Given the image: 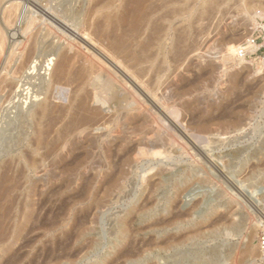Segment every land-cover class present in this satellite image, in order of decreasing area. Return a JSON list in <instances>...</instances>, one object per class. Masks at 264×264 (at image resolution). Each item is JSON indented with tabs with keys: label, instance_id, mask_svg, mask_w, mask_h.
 Listing matches in <instances>:
<instances>
[{
	"label": "rangeland",
	"instance_id": "obj_1",
	"mask_svg": "<svg viewBox=\"0 0 264 264\" xmlns=\"http://www.w3.org/2000/svg\"><path fill=\"white\" fill-rule=\"evenodd\" d=\"M99 1H101L99 4L101 7L104 0ZM99 1L44 0L50 7H56L58 12H63L62 15L68 17L78 28L76 34H71L45 15H42L43 17L37 21L32 20L29 29L33 32L34 27L39 25L38 29L41 32L38 29L35 31L37 37L39 35L40 38L38 37V39L41 43L38 41L40 47L37 60L34 63H29L26 71L34 74L33 77H35L41 67L44 66L47 51L54 46L56 47L63 40L65 45L63 44L62 48H66L62 51L71 49L72 54L75 55L76 63L74 62L75 67H73L72 72L75 75L74 68H78L77 64L79 66V62L92 56L89 46L92 45L96 49H101L116 63L121 64L128 76L131 73L130 76L133 75L132 78L137 80L136 83L140 89L124 77V80L126 79L124 84L127 82V86L133 85L129 89L131 94L120 92L117 101V99H111L112 92H100V94L97 92L101 98L111 94L109 97L107 95L103 98L106 99L105 103L94 102L95 107L101 106L103 108V114L106 112L104 114L106 121L102 123L103 125L101 124V129L91 131L89 137L83 134L80 137L85 138L84 141L82 140L83 143H79L80 148L77 145L72 153L66 152V150H53L56 152L55 154L54 152L52 154V151L48 152L47 148L50 150V147L53 146L58 137L57 130L59 132L65 123L64 121L68 118L69 114L65 110L70 105L71 96L76 94L73 91H75L79 79L76 78V82L73 81L72 85L59 84L49 94L44 92L39 94L40 100L45 97L48 98L49 103L53 102L44 119L45 124H43L44 130H47L44 132L43 141L45 143L43 142L42 148H39L41 153L46 154L43 168L45 167L48 173L53 171L62 180L67 176L68 171L63 173L64 168L63 170L61 168L68 160L71 162L70 165H73L71 167H74L78 172L74 173L76 183L72 184L71 195L69 196L66 194L68 189L62 188L61 185L56 187L53 194L50 192L47 195L48 187L39 186L42 183L41 179L48 180V177L44 175L47 174V171L42 169L38 174L31 172L33 181H36L40 187L38 189L40 191L45 190L47 195V198L38 195L32 197L38 214L45 218V222L43 221L42 227L40 224L32 223L30 229L32 231L21 237L13 234L7 236L5 230L9 218L17 211L19 214L23 207V196H20L23 195V192L21 194L19 191L20 195L17 193L19 197L15 196L16 199L13 197V201H8L4 197L6 192L3 191L2 185H5L8 179L11 180L14 176H10L15 170L13 169L15 165L11 163V160L13 158L18 159L20 155H24L23 152L25 154L28 152L26 145L33 137L34 127L26 129V133L21 137L22 129L28 126V121H23L22 116L25 117L27 114L24 110L19 112L12 107L11 99L3 103L0 107V210L3 207L5 209L2 212L3 215L0 214V233H2L0 235L3 237L0 236V264H10L8 263L11 262L10 257L15 254L20 255V262L18 261V263L21 264H264V68L260 64L251 66L249 63L251 60L246 58L247 61L234 64L233 60L226 58L228 55H225L228 54L226 47H228L227 44L231 38L243 45L251 33L264 27V0H239L242 4L238 0H231L237 4H233L229 0H222L223 3L218 0V3H214L217 6L221 3L218 8L213 4V0H180V2L178 0L175 2L174 0L173 2L172 0H160L161 2L154 0V3H159H155V6L153 0H149L150 2H147L149 15H146L143 22L144 30L142 29L139 39H143V42L150 41L156 30L161 31V37H165L162 38L161 46L154 45L151 47V54H153L154 59L150 62L154 61V65L149 63V60L139 65L133 60L134 57L131 58L132 56L129 55V58L126 53H118L117 47L119 46L116 43L118 39H125L130 42V37L122 31L118 35L119 29L116 28V31L111 29V32L103 25L102 22L104 21L100 18H102L101 13L106 11L105 8L99 13L96 11V15L90 11L91 7H96ZM116 1L118 2H115L114 7L122 5L121 9H132L133 3L131 2L124 6L121 0ZM245 2L248 4L246 5ZM185 3L187 4L185 5ZM189 4L191 5L190 8ZM225 4L227 8H225ZM249 4L250 6H248ZM156 5L159 6L160 10ZM241 5V9L238 8ZM62 6L67 8L63 9ZM179 6L182 8L180 9ZM194 6H198L199 13ZM213 6L215 7L213 8ZM172 7L176 8V11ZM151 9H155V11ZM163 9L164 11H161ZM205 9L209 14L204 11ZM215 9L216 13L213 12ZM169 10H173V12L170 11L171 15ZM241 10L245 12H241ZM177 12L181 14L179 15ZM175 14H178V17L175 18ZM202 14L204 17H201ZM165 16L167 21H165ZM158 19L160 21H158L159 25L157 26ZM145 22H147L146 25ZM79 24L82 25L79 26ZM254 24L257 25L254 26ZM57 27L59 28L57 29ZM67 34L70 36L67 37ZM180 36L185 37L186 40ZM77 37L79 38L77 39ZM145 38L147 39L144 40ZM115 39L116 41H114ZM49 45L51 46L49 47ZM92 58L102 59L101 56H93ZM102 63L103 67L104 64L108 66L104 67V72L108 73L115 70L109 67L111 66L109 63ZM56 66H53L52 71L50 70L51 76L55 74L53 71L56 72ZM157 68L159 69L157 70ZM26 71L23 74H26ZM133 72L134 74H132ZM113 73L116 81H124L121 80L123 76L120 77L122 74L119 71L118 73L121 74L119 76H117V71ZM113 73L111 74L113 75ZM144 73L148 75H144ZM50 74L46 79H49ZM106 74L102 76H108ZM117 77L120 79L118 80ZM138 80H141V83ZM31 82L33 89L39 90L42 86L36 79ZM124 84L121 83L122 86ZM128 103L132 105L129 106ZM53 104L59 107H54ZM62 104L67 106L64 107ZM133 105L135 108L132 107ZM60 107L61 110L55 111ZM119 107L120 109H118ZM50 110L52 111L50 112ZM62 111H65L66 116L63 115L64 112ZM58 112L62 114L60 115ZM110 114L113 115L110 116ZM203 124L205 128L202 126ZM48 126L50 127L48 128ZM91 136L94 137L95 141L90 138ZM127 136L128 139H126ZM160 136L162 137L160 138ZM52 139L53 141H51ZM96 141L97 143H95ZM118 143L120 146H117ZM151 147L153 148L151 149ZM87 148L88 153L90 154L91 151L92 153L90 156L88 155V159L80 160L83 153H80L79 149L84 152ZM110 149L111 151H109ZM158 150L161 152L160 155L152 154V151ZM56 154L61 157H57ZM72 154L74 155L72 156ZM76 157L77 159L80 157L79 160ZM84 161L87 165L85 163L83 165L82 162ZM69 162L66 161V164ZM119 166L123 168H119ZM80 168L81 170H79ZM117 172L120 178L118 175L116 176ZM112 174L118 180L121 179L119 188L112 189V185L108 183L110 182L108 178L110 179ZM18 177L21 176L17 175L16 179ZM19 180L21 178H18ZM87 181L88 193L82 191ZM2 198L5 199L2 200ZM7 201L10 203L7 204ZM3 216H5L4 219ZM52 217L55 219L52 220ZM52 226L55 227L50 230ZM174 239L176 243L172 241ZM168 240L171 241L170 244L167 242ZM247 243L254 252L253 256H249L251 260L243 258L244 262L241 257H236L232 250L236 246L244 247L248 245ZM8 247L10 248L7 249Z\"/></svg>",
	"mask_w": 264,
	"mask_h": 264
},
{
	"label": "bare ground",
	"instance_id": "obj_2",
	"mask_svg": "<svg viewBox=\"0 0 264 264\" xmlns=\"http://www.w3.org/2000/svg\"><path fill=\"white\" fill-rule=\"evenodd\" d=\"M97 1V0H96ZM99 1V0H98ZM149 0H121V2L123 3V5L125 6L126 4H128L129 2L133 3V6L131 10L127 9V8H123L121 9V6L117 7L120 8L118 9L117 7H114L115 5V2H118L116 0H104L103 4H101V7H99L101 1H99L96 5V7H91L92 9L90 10L91 12H96L98 11H101L103 8H105L106 11H103L102 14V19L104 22L103 25L106 26L107 29H109V31L111 29H119V34L120 35V31H122L124 34H127L129 37H130V42H127L128 40H125V39H118V41L116 42L117 43V47L119 52H123V53H126L128 54V57L130 58V56H132L131 58H135L133 60L136 61V63H145V61H148L149 63H151L150 61L154 59L153 57V54H151V47L154 46V45H159L161 46V43H162V38H165L164 36L161 37V31L158 32V30L155 31V34L154 36L152 37H147V38H151L150 41L146 42V41H142L143 39H139L141 34H142V29L144 28L143 26V22L146 18V15L148 14L147 13V2ZM160 1V0H158ZM163 1V0H162ZM171 1V0H170ZM180 2V0H178ZM182 1V0H181ZM185 1V0H183ZM192 1V0H191ZM194 1V0H193ZM219 1H222V0H219ZM227 1V0H226ZM231 1V0H229ZM235 1V0H234ZM239 1V0H238ZM241 1V0H240ZM239 1V2H240ZM247 1V0H246ZM249 1V0H248ZM46 2V1H45ZM44 0H0V107H2L3 103L6 102V100H9L11 99V103H12V107L16 108V110H19V112L22 110H24V112L27 114L25 117L22 116L23 121H28L27 122V127L22 129L21 133H20V136L23 137L24 133H26V129H28L29 127H34L33 128V137L32 139H30V142L29 144H27V153L25 154L23 151V154L24 155H20L17 158H13L11 161V163H13L15 165V168L13 167V169H15L13 171V174H10L11 175H14L13 178L8 179V182L5 184V185H2L4 187V190L6 192L5 194V198L6 200L8 201H11L13 199V197L15 196H18L17 193H21L23 192V195H19L20 196H23L22 198V201H23V207L21 208L19 214H18V211L17 213H14L13 216H9V220H8V225H7V228L5 230L6 232V235H10V234H13V235H17V237H21L23 236L24 234H27L29 233L32 227V223H37V224H40V226L42 227V223L43 221L45 222V218H43V216L41 214H38V210L36 209V204L34 203L32 197L34 195H38V196H42L44 198H47V195L52 192V194L56 191V187L58 185H61L62 188H67L68 191H67V195H71L70 192H71V187H72V184L76 183L75 180H76V173L78 172L74 167H71L73 165H70L71 162H69L68 160H66L67 162H69L68 164H66V161H65V164L62 165V170L64 168V172L68 171V174L66 173L67 176H65L64 178L59 179L57 175H55V173L53 171H51L50 173H48V171L45 169V167L43 168V166L45 165V159H46V154L45 153H41L39 148L41 149V144H43V140H44V132H46L44 130V125L45 124V117L47 116L48 112H49V107L50 105L53 103H49L48 101V98H43V99H39V94H41L42 92L46 93V94H49V92H52L53 88L55 87H58V85L60 84H63V83H66V85L68 84H71L73 83V81L76 82V78L79 79L77 81V84L75 86V91L73 92H76L75 96H71L72 99H71V102H70V105L69 107H67V109L65 110L68 115V118L66 121H64L62 127L60 128L59 132L57 130V133H58V137H57V140L56 138L53 137L55 141L52 142L54 143L53 146L50 147V150L47 148L48 152H51L52 151V154H53V150H60V151H64L66 150V152H69V153H72L74 151V149H76L77 145L79 143H83V139L85 138H80L81 136H83V134H85V136L90 135L91 131H96V129H101V124L106 120H104L106 118V116L104 115L106 112H104L103 114V108L100 106H94L95 105V101H97L98 103L101 102V103H105L106 99H103L100 97V95H98L97 92H112L111 94L109 93V95L112 96V100L113 99H117V101L119 100V93L122 92V93H129L131 94L132 92L129 91L130 87L131 86H135L137 87L138 89H140V87L138 86V83L137 80H134V78H132L131 73L127 74V71L121 67V64H118L116 63L115 60H112L108 55H106V53H103L101 51V49L99 48H95L94 46L92 45H88L91 47L90 50H91V54L92 56L90 58L86 57L85 59H83L82 62H79V66L77 64V69L74 68L75 70V73H72L73 72V67H75L74 65V62L76 63V59L74 60L75 58V55L72 54L71 52V49L69 50H66V51H62V49L66 48V47H63V44H64V41L60 40L61 42L58 43V45L53 48H51L50 50L47 51V56H46V59L44 60V66L41 67L39 73L37 75L34 76V74H32L31 72H28L26 71V67L29 63H34L36 60H37V56H38V51H39V47H40V39H38L37 37V32L39 29H38V26L39 25H36L34 27V30L33 32H31V30L29 29L31 27V22L32 20H36L37 19H40L42 18L43 16L42 15H45L47 16L48 18H50L51 20L55 21L57 24L61 25L65 30H67L69 33L71 34H76V30H77V25L75 23H72L70 21V19L64 15H62V13L58 12V9L56 7H50L47 3H45ZM150 2V1H149ZM154 3V0L152 1ZM151 2V3H152ZM161 2V1H160ZM169 2V1H168ZM173 2V0H172ZM175 2V0H174ZM188 2V1H187ZM218 3V0H213V4L214 3ZM224 1H222L223 3ZM232 2V1H231ZM244 2V1H243ZM251 2V1H250ZM70 3V2H69ZM96 3V2H95ZM130 3V4H131ZM157 3V2H155ZM155 3H154V6H155ZM167 3V2H166ZM191 3V2H190ZM193 3V2H192ZM191 3V4H192ZM208 3V2H207ZM215 3V4H216ZM220 3V2H219ZM233 3V2H232ZM241 3V2H240ZM246 3V2H245ZM61 4V3H60ZM67 4V3H66ZM150 4V3H149ZM159 4V3H157ZM169 4V3H168ZM178 4V3H177ZM182 4V3H181ZM187 3H185L186 5ZM214 4V5H215ZM231 4V3H230ZM229 4V5H230ZM233 4H237L236 2L233 3ZM242 4V3H241ZM248 4V2L246 3V5ZM161 5V4H160ZM165 5V4H163ZM162 5V6H163ZM173 5V4H172ZM171 5V6H172ZM183 5V4H182ZM181 5V6H182ZM184 5V6H185ZM190 5V4H189ZM194 5V4H193ZM203 5V3H202ZM208 5V4H207ZM221 5V3L219 4ZM218 5V6H219ZM54 6V5H53ZM114 8H113V7ZM157 6V5H156ZM167 6V4H166ZM170 7V5H168ZM177 6V5H176ZM175 6V7H176ZM179 6V8L181 9L182 7ZM217 6V5H215ZM213 6V8L215 7ZM217 6V8H218ZM228 6V5H227ZM250 6V4L248 5ZM252 6V5H251ZM58 7V5H57ZM63 7V6H62ZM128 7V6H127ZM150 7V6H149ZM148 7V8H149ZM153 7V6H152ZM151 7V8H152ZM159 6H157L158 8ZM161 7V6H160ZM165 7V6H164ZM178 7V6H177ZM186 7V6H185ZM191 7V5L189 6V8ZM193 7V6H192ZM197 10L198 6H194ZM200 7V6H199ZM202 7V6H201ZM230 7V6H229ZM228 7V8H229ZM237 7V6H236ZM242 5L238 8L241 9ZM59 8V7H58ZM65 7H63L64 9ZM67 8V7H66ZM65 8V9H66ZM70 8V6H69ZM73 8V7H72ZM90 8V7H88ZM107 8V9H106ZM113 8V9H111ZM130 8V7H129ZM155 8V7H154ZM156 8V9H157ZM167 8V7H166ZM173 8V7H172ZM209 8V7H208ZM220 8V7H219ZM223 8V6H222ZM225 8L226 7V4H225ZM159 9V8H158ZM162 9V8H161ZM168 9V8H167ZM171 9V7H170ZM174 9V8H173ZM176 9V8H175ZM174 9V10H175ZM210 9V8H209ZM212 9V8H211ZM231 9V8H230ZM239 9V10H240ZM151 10H154L155 9H151ZM160 10V9H159ZM193 10V9H192ZM191 10V11H192ZM201 10V8H200ZM218 10V9H217ZM238 10V12H239ZM244 10V9H243ZM241 10V12H245ZM251 10V8H250ZM262 10V9H261ZM264 10V9H263ZM61 11V10H59ZM65 11V10H64ZM68 11V10H67ZM161 11H164L161 10ZM171 10H169L170 12ZM176 11V10H175ZM185 11V10H183ZM189 12V10H187ZM199 11V9L197 10V12ZM206 12V9L204 10ZM208 11V10H207ZM212 12V10H210ZM209 11V12H210ZM216 9L213 11L214 13ZM222 11V10H221ZM224 11V10H223ZM235 11V10H234ZM41 13L40 15L38 13ZM90 12V13H91ZM168 12V11H167ZM173 12V10L171 11ZM170 12V15L172 14ZM181 12V11H180ZM220 12V11H219ZM247 12V11H246ZM65 13V12H64ZM71 13V12H70ZM97 13V12H96ZM95 13V15H96ZM176 13V12H175ZM178 13V12H177ZM196 13V12H195ZM199 13V12H198ZM201 13V12H200ZM207 13V12H206ZM206 13L205 16H206ZM212 13V14H214ZM229 13V11H228ZM232 13V12H231ZM73 14V13H72ZM87 14V13H86ZM158 14V13H157ZM165 14V13H164ZM169 14V13H168ZM174 14V13H173ZM179 15L181 13H178ZM178 14H175V18L178 17L177 15ZM209 14V13H207ZM222 14V13H221ZM233 14V13H232ZM237 14V13H236ZM252 14V13H251ZM250 14V15H251ZM253 14H255V12H253ZM252 14V16H253ZM69 15V14H68ZM98 15V14H97ZM149 15V14H148ZM151 15V14H150ZM167 15V14H166ZM185 15V14H184ZM184 15H182V17H184ZM203 15V14H202ZM211 15V14H210ZM223 15V14H222ZM235 15V14H234ZM164 16V15H163ZM174 16V15H173ZM172 16V17H173ZM189 16V15H188ZM195 16V15H194ZM196 16H198L196 14ZM195 16V18H196ZM225 16V15H224ZM223 16V17H224ZM87 17V15H86ZM85 17V18H86ZM95 17V16H94ZM101 17V16H99ZM148 17V16H147ZM153 17V16H152ZM187 17V16H185ZM201 17H204L201 16ZM228 17V16H227ZM97 18V17H95ZM158 18V17H157ZM166 18V16H165ZM189 18V17H187ZM194 18V17H193ZM206 18V17H205ZM229 18V17H228ZM231 18V17H230ZM78 19V18H76ZM170 19V18H169ZM181 19V18H180ZM184 19V18H183ZM255 19V18H254ZM46 20V19H45ZM44 20V22H45ZM150 20V19H149ZM187 20V19H186ZM39 21V20H38ZM52 21V22H53ZM76 21V20H75ZM158 21H160L159 19L157 20V26L159 25ZM164 21V20H163ZM167 21V18L166 20ZM172 21V20H171ZM196 21V20H195ZM35 22V21H34ZM47 22V21H46ZM51 22V21H49ZM77 22V21H76ZM179 22V21H178ZM191 22V21H190ZM256 22V21H255ZM147 22H145V25H146ZM151 23V22H150ZM37 24V23H36ZM40 24V23H39ZM85 24V23H84ZM91 24V23H90ZM95 24V23H94ZM173 24V23H172ZM176 24V23H175ZM174 24V25H175ZM184 24V23H183ZM258 24V23H257ZM257 24H254L257 25ZM82 25V24H79V26ZM149 25V24H148ZM147 25V26H148ZM169 25V24H168ZM167 25V26H168ZM180 25V24H179ZM178 25V26H179ZM192 25V24H191ZM259 25V24H258ZM161 26V25H160ZM166 26V25H165ZM170 26V25H169ZM182 28H183V25H181ZM82 27V26H81ZM146 27V26H145ZM151 27V26H150ZM155 27V26H154ZM162 27V26H161ZM186 27V25H185ZM192 27V26H191ZM51 28V27H50ZM59 27H57L58 29ZM92 28V27H90ZM94 28V26H93ZM99 28V27H98ZM101 28V27H100ZM104 28V26H103ZM153 28V27H152ZM157 28V27H156ZM170 28V27H169ZM168 28V30H169ZM29 29V32H27ZM32 29H33V26H32ZM36 29V31H35ZM38 29V30H37ZM43 29V28H42ZM81 29V28H80ZM175 29V27H174ZM177 29V28H176ZM189 29V28H188ZM252 30L254 29L253 27L251 28ZM82 30V29H81ZM103 30H106V29H103ZM144 30V29H143ZM152 30V29H151ZM150 30V31H151ZM162 30H164L162 28ZM186 30V29H185ZM40 31V30H39ZM51 31V30H50ZM61 31V30H60ZM84 31V29H83ZM83 31H81L83 33ZM116 31V30H115ZM149 31V30H148ZM183 31V30H182ZM41 32V31H40ZM49 32V30H48ZM103 32V31H102ZM106 32V31H105ZM108 32V31H107ZM112 32V30H111ZM180 32H181V29H180ZM60 33V32H59ZM114 33V32H113ZM160 33V34H159ZM175 33V32H174ZM182 33V36H183V32ZM186 33V32H184ZM45 34V33H44ZM81 34V33H80ZM110 34V33H109ZM112 34V33H111ZM165 36H166V33H164ZM188 34V33H186ZM253 33H251L252 35ZM46 35V34H45ZM44 35V37H45ZM49 35V34H47ZM117 35V33H116ZM146 35V34H145ZM148 35V34H147ZM250 35V34H249ZM250 35V37H251ZM42 36V35H40ZM70 34H67V37H69ZM81 36V35H80ZM79 36V37H80ZM114 36V34H113ZM144 36V35H143ZM149 36V35H148ZM186 36V35H185ZM188 36V35H187ZM48 37V36H47ZM62 37V36H61ZM73 37V36H72ZM77 37V39L79 38ZM124 37V36H123ZM181 37V36H180ZM179 37V38H180ZM249 37V38H250ZM40 38V37H39ZM43 38V37H41ZM54 38V37H53ZM147 38H145L144 40H146ZM170 38V37H169ZM174 38V36H173ZM172 38V39H173ZM182 38V37H181ZM185 38V37H184ZM182 38V39H184ZM50 39V38H49ZM52 39V38H51ZM64 39V38H63ZM70 39V38H69ZM75 39V38H74ZM82 39V37H81ZM178 39V36L177 38H175V40ZM106 40V39H104ZM110 40V39H109ZM168 40V39H167ZM180 40V39H179ZM186 40V38L184 39ZM228 40V39H227ZM40 43H39V42ZM108 41V40H107ZM116 41V39L114 40ZM177 41V40H176ZM47 42H48V39H47ZM54 42V41H52ZM66 42V41H65ZM79 42V41H78ZM106 42V41H105ZM104 42V43H105ZM183 42V40H182ZM228 42V41H227ZM56 43V42H55ZM165 43V42H164ZM171 43V42H170ZM169 43V44H170ZM179 43V42H178ZM181 43V42H180ZM50 44V43H49ZM52 44V43H51ZM183 44V43H182ZM181 44V45H182ZM46 45V44H45ZM53 45V44H52ZM65 45V44H64ZM68 45V44H67ZM116 45V44H115ZM187 45V44H186ZM228 47L227 48V53L228 54H225V55H228V57L226 58H229V59H232L233 60V63L236 64V63H243L245 61H247L245 59L244 56L240 55V49L242 48V44L238 43L237 40L231 38L229 40V44H227ZM51 45H49L50 47ZM106 46V45H105ZM109 46V45H108ZM155 46V47H156ZM163 46V45H162ZM166 46V45H165ZM164 46V47H165ZM174 46V44H173ZM183 46V45H182ZM48 47V45H47ZM110 47V46H109ZM252 47V45H249L247 48L250 49ZM68 48V47H67ZM108 48V47H106ZM172 48V47H171ZM183 48V47H182ZM181 48V49H182ZM47 49V48H46ZM73 49V47H72ZM89 49V48H88ZM155 49V48H154ZM185 49V48H183ZM106 50V49H105ZM108 50V49H107ZM116 50V49H115ZM117 50V51H118ZM161 50V49H160ZM80 52V51H79ZM114 53V52H113ZM117 53V54H118ZM154 53V51H153ZM165 53V52H164ZM182 53V52H181ZM80 54V53H79ZM90 54V53H89ZM130 55V56H129ZM151 55V56H150ZM156 55H157V51H156ZM166 55V54H165ZM93 56H101L103 60L102 62H107V64L109 63L111 66L109 67H112L114 68L115 71H118L120 73H116L117 76H119V74L121 75L120 77L123 76V79L121 80H124V77L126 79H128L133 85L131 86H127V82L126 84L125 83V80L122 81L123 84L125 85H121L122 82H119V81H116L113 77L114 76V73L111 71V72H104L105 71V68L108 67L107 65L105 66L104 64V67H103V63L102 62H99L101 60H98V58H92ZM127 56V55H126ZM163 56V55H162ZM77 57V56H76ZM81 57V56H80ZM116 57H118L116 55ZM156 57V56H155ZM164 57V56H163ZM162 57V59H163ZM78 58V57H77ZM83 58V57H82ZM152 58V59H151ZM98 61H97V60ZM158 59V58H157ZM161 59V60H162ZM78 60V59H77ZM117 60H119L117 58ZM132 60V59H131ZM160 60V61H161ZM228 60V59H226ZM231 60V61H232ZM57 61V63H56ZM80 61V60H79ZM127 61V60H126ZM133 61V62H135ZM128 62V61H127ZM147 62V64H148ZM154 62V61H153ZM153 62L151 64H153ZM78 63V62H77ZM101 63V64H100ZM122 63V62H120ZM163 63V62H162ZM161 63V64H162ZM248 63V62H247ZM246 63V64H247ZM250 65H254L255 66V63L251 60V62H249ZM57 64V66H56ZM157 64V63H156ZM155 64V66H156ZM125 65H128L127 63H125ZM142 65V64H141ZM146 65V64H145ZM150 65V64H148ZM154 65V64H153ZM245 65V64H244ZM248 65V64H247ZM53 66H56V72L53 71V73H55L53 76H51L50 72L52 71L51 69L54 68ZM133 66V65H132ZM152 66V65H151ZM137 67V65H136ZM157 67V66H156ZM159 67V66H158ZM250 67V66H249ZM132 68V67H131ZM130 68V69H131ZM139 68V67H138ZM143 68V67H142ZM145 68V67H144ZM161 68V67H159ZM157 68V70L159 69ZM165 68V67H163ZM167 68V67H166ZM252 68V67H251ZM264 68V66H263ZM110 69V68H109ZM129 69V68H128ZM127 69V70H128ZM140 69V68H139ZM138 69V71H140ZM51 70V71H50ZM54 70V69H53ZM107 70V69H106ZM112 70V69H111ZM132 70V69H131ZM130 70V71H131ZM135 70V69H134ZM162 70V68L160 69ZM262 70V69H261ZM26 71V74H23V72ZM110 71V70H109ZM164 71V70H163ZM129 72V70H128ZM142 72V71H140ZM151 72V70H150ZM149 72V73H150ZM108 74V76H102L104 74ZM113 73V75L111 74ZM155 73V72H154ZM162 73V71H161ZM50 74V77L49 79H46L48 78L47 76ZM106 74V75H107ZM134 74V72L132 73ZM138 74V73H137ZM141 74V73H140ZM147 74V73H144V75ZM152 74V73H151ZM160 74V73H159ZM72 75H75V76H72ZM115 75V76H116ZM143 75V76H144ZM148 75V74H147ZM156 75V74H155ZM135 77H137L136 75H134ZM142 76V75H141ZM151 76V75H150ZM75 77V78H74ZM145 77V76H144ZM118 80L120 79L119 77H117ZM151 78V77H150ZM149 78V79H150ZM156 78V76H155ZM36 79L42 86L40 87L39 90L37 89H33V87H31L32 85V80ZM75 79V80H74ZM139 79V78H138ZM159 79V78H158ZM156 79V80H158ZM155 80V81H156ZM163 80V79H161ZM139 81V80H138ZM141 81V80H140ZM139 81V82H140ZM153 81V79H152ZM141 83V82H140ZM145 83V82H143ZM74 84V85H75ZM64 85V84H63ZM72 85V84H71ZM146 85V84H145ZM153 85V83H152ZM143 86V85H142ZM149 86V85H148ZM145 87V86H144ZM156 87V86H155ZM9 88V89H8ZM72 88V87H71ZM133 88V87H132ZM143 88V87H141ZM147 88V87H145ZM157 88V87H156ZM134 89V88H133ZM155 89V88H154ZM145 90V89H144ZM71 91V92H72ZM136 91V90H134ZM148 91H149V87H148ZM125 93V94H126ZM138 93V92H137ZM154 93V92H153ZM103 95V93H101ZM121 94V93H120ZM135 94V93H134ZM108 95V97H109ZM123 95V94H122ZM104 96V95H103ZM126 96V95H125ZM130 96V95H129ZM142 96V95H141ZM140 96V97H141ZM147 96V95H146ZM128 97V96H127ZM149 97V95H148ZM131 98V96L129 97ZM133 98V97H132ZM126 99V98H125ZM134 99V98H133ZM142 99V98H141ZM145 99V98H144ZM129 100V99H128ZM155 100V99H154ZM51 101V100H50ZM105 101V102H104ZM125 101V100H124ZM142 101V100H141ZM146 101V100H145ZM153 101V100H152ZM69 102V101H68ZM95 102V103H94ZM122 102V101H121ZM129 102V101H127ZM133 102V101H131ZM94 103V104H93ZM126 103V102H125ZM134 103V102H133ZM138 103V102H137ZM147 103V102H146ZM118 104V103H117ZM116 104V105H117ZM129 104V103H128ZM131 104V103H130ZM129 104V106H131ZM136 104V103H135ZM134 104V105H135ZM148 104V103H147ZM54 105V104H53ZM52 105V106H53ZM64 105V104H62ZM103 105V104H102ZM111 105V104H110ZM115 105V106H116ZM132 106L135 108V106ZM67 106L66 104L64 105V107ZM120 106V105H119ZM127 106V104L125 105V107ZM128 106V107H129ZM54 107H59V106H55ZM62 107V106H61ZM61 107L60 109H56L55 111L57 110H61ZM124 107V106H123ZM151 107V106H149ZM157 107V106H156ZM112 108V107H111ZM144 108V107H143ZM65 109V108H64ZM116 109V108H114ZM120 109V107L118 108ZM122 109V108H121ZM146 109V108H144ZM63 110V109H62ZM156 110V109H155ZM52 110H50L51 112ZM65 111H62L64 112L63 115L66 116L65 114ZM106 111V110H105ZM115 111V110H114ZM119 111V110H118ZM143 111V110H142ZM146 111V110H145ZM152 111V110H151ZM122 112V111H121ZM126 112V111H125ZM147 112V111H146ZM153 112V111H152ZM123 113V112H122ZM121 113V114H122ZM130 113V112H129ZM136 113V112H135ZM139 113V112H137ZM172 113V112H171ZM53 114V113H52ZM58 114H62V113H59ZM131 114V113H130ZM56 115V113H55ZM62 115V116H63ZM107 115V114H106ZM113 115V114H110V116ZM135 115V114H134ZM155 115V114H154ZM161 115V114H160ZM105 116V117H104ZM109 116V117H110ZM128 116V115H127ZM49 117V116H48ZM114 117V116H113ZM122 117V116H121ZM124 117V116H123ZM156 117V116H155ZM127 118V117H126ZM144 118V117H143ZM153 118V117H152ZM157 118V117H156ZM64 119V118H63ZM111 119V118H110ZM145 119V118H144ZM160 119V118H159ZM158 119V121H159ZM59 120V119H58ZM62 120V119H61ZM109 120V119H108ZM125 120V119H124ZM133 120V119H132ZM152 120V119H151ZM154 120V119H153ZM165 120V119H164ZM22 121V120H21ZM19 121V122H21ZM49 121V120H48ZM121 121V120H120ZM127 121H128V118H127ZM157 121V123H159ZM44 122V123H43ZM129 122V121H128ZM203 122V121H202ZM143 123V122H142ZM155 123V122H154ZM200 123V122H199ZM122 124V123H121ZM120 124V125H121ZM137 124H140V123H137ZM145 124V123H144ZM48 125V124H47ZM56 125V124H55ZM103 125V124H102ZM111 125V124H110ZM157 125V124H156ZM52 126V125H51ZM117 126V125H116ZM119 126V125H118ZM124 126V125H123ZM136 126V125H135ZM146 126V125H145ZM204 127V124L202 125ZM200 126V127H202ZM46 127V126H45ZM50 126H48L49 128ZM53 127V126H52ZM103 127V126H102ZM104 127H107L104 125ZM143 127V126H142ZM142 127H140L142 129ZM160 127V126H159ZM158 127V128H159ZM59 128V127H58ZM116 128V127H115ZM120 128V127H119ZM135 128V127H133ZM137 128V127H136ZM157 128V127H156ZM205 128V127H204ZM46 129V128H45ZM124 129V127H123ZM161 129V128H159ZM168 129V128H167ZM49 130V129H48ZM134 130V129H133ZM136 130V129H135ZM166 130V129H165ZM53 131V130H51ZM54 132V131H53ZM56 132V131H55ZM134 132V131H133ZM138 132V130H137ZM49 133V132H48ZM56 133V134H57ZM136 133V132H135ZM160 133V132H159ZM162 133V132H161ZM51 134V133H50ZM30 135V136H32ZM163 135V134H162ZM84 136V137H85ZM93 136V135H92ZM92 136L90 138H92ZM95 136V135H94ZM196 136V135H195ZM47 133H46V138H47ZM50 137V136H49ZM52 137V135H51ZM159 137V136H158ZM162 136H160L161 138ZM199 137V136H198ZM197 137V138H198ZM99 138V137H98ZM156 138V137H155ZM194 138V137H192ZM48 139V138H47ZM50 139V138H49ZM53 139L51 141H53ZM89 138H87L88 140ZM126 139H128V136L126 137ZM159 139V138H158ZM83 140V141H82ZM91 140V139H90ZM92 140H94V137L92 138ZM97 140V139H96ZM46 141V139H45ZM50 141V140H48ZM86 141V140H85ZM95 141V140H94ZM126 141V140H125ZM142 141V140H141ZM155 141V140H154ZM160 141V140H158ZM88 142H90L88 140ZM151 142V141H150ZM45 143V142H44ZM85 143V142H84ZM92 143V141H91ZM97 143V141L95 142ZM114 143V142H113ZM117 143V142H116ZM156 143V142H155ZM163 143V142H161ZM160 143V144H161ZM183 143V142H182ZM193 143V142H192ZM87 144V143H86ZM152 144V143H150ZM194 144V143H193ZM197 144V143H196ZM199 144V143H198ZM47 144V146H49ZM88 145V144H87ZM114 145V144H113ZM117 145V144H116ZM185 145V143H184ZM200 145V144H199ZM44 146V145H42ZM80 145H78L79 147ZM95 146V145H94ZM98 146V145H97ZM115 146V145H114ZM117 146H120L119 143ZM196 146V145H194ZM202 146V145H201ZM205 146V145H204ZM76 147V148H75ZM88 147V146H87ZM91 147V146H90ZM112 147V146H111ZM110 147V148H111ZM155 147V146H154ZM203 147V146H202ZM201 147V148H202ZM44 148V149H46ZM80 148V147H79ZM82 148V147H81ZM89 148V147H88ZM88 148L84 150V152H82V150L79 149V152L80 153H83V157L80 158L81 159H88V157L90 156V154L92 153V151L90 152V154L88 153ZM153 147H151L152 149ZM90 149V148H89ZM96 149V148H95ZM109 149V148H108ZM117 149V148H116ZM142 150V148H140ZM144 149V148H143ZM158 149V148H157ZM196 149V148H195ZM205 149V148H204ZM94 150V149H93ZM115 150V149H114ZM140 150V151H141ZM155 150V149H154ZM111 151V149L109 150ZM107 151V152H109ZM143 151V150H142ZM145 151V150H144ZM151 151V150H149ZM198 151V150H197ZM76 152V151H75ZM117 152V151H116ZM202 152V151H201ZM56 152H54L55 154ZM61 153V152H59ZM65 153V152H63ZM78 153V152H77ZM112 153V152H111ZM111 153H109L110 155H112ZM146 153V152H144ZM150 153V152H149ZM160 151H152V154L153 155H157L159 154L160 155ZM22 154V153H20ZM50 154V153H49ZM58 154V153H57ZM56 154V155H57ZM62 154V153H61ZM95 154V153H94ZM116 154V153H115ZM148 154V153H147ZM209 154V152L207 153V155ZM74 154H72L73 156ZM80 155V154H78ZM89 155V156H88ZM93 155V154H92ZM106 155V154H105ZM204 155V154H203ZM211 155V154H210ZM52 156V155H50ZM54 156V155H53ZM108 156V155H107ZM206 156V155H204ZM17 157V156H16ZM57 157H61L60 155H57ZM71 157V155H70ZM75 157V156H74ZM115 157V156H113ZM209 157V156H208ZM56 158V156H55ZM79 158L76 159L79 160ZM10 159V158H9ZM66 159V158H65ZM65 159H61V160H65ZM73 159V158H72ZM71 159V160H72ZM75 159V158H74ZM208 159V158H207ZM111 160V159H110ZM76 161V160H75ZM87 161V160H86ZM113 161V160H112ZM6 162V161H5ZM73 162V161H72ZM107 162V160H106ZM111 162V161H110ZM116 162V160H115ZM8 163V162H7ZM59 163V162H58ZM61 163V162H60ZM59 163V164H60ZM78 163V162H77ZM83 165H85V161L82 162ZM85 163V164H84ZM9 164V163H8ZM74 164V162H73ZM110 166H111V163H109ZM107 164V165H109ZM116 164V163H115ZM10 165V164H9ZM8 165V166H9ZM77 165V164H76ZM87 165V164H86ZM59 167V165H57ZM81 167V165H79ZM122 166V165H121ZM119 166V168L121 167ZM18 167V168H17ZM83 167V166H82ZM17 168V169H16ZM84 168V167H83ZM123 168V167H121ZM42 169L45 171H47V174L45 173L44 175H46L48 177V180H43L41 179L42 183L39 185L41 186L42 188L43 187H48L47 191V195L45 194V190H39L38 189V184L36 183V181H33L32 177H31V172H34V173H40L42 171ZM2 170V169H1ZM9 170V169H8ZM60 170V169H59ZM81 170V168L79 169ZM121 170V169H120ZM123 170V169H122ZM12 171V169H11ZM61 171V170H60ZM77 171V172H76ZM118 171V170H117ZM3 172V171H2ZM76 172V173H75ZM122 173H124L123 171H121ZM62 173V171H61ZM75 173V174H74ZM109 173V172H108ZM79 174L81 175V172H79ZM17 175H20L21 177H18L19 179L21 178V180L18 181V178L16 179V176ZM75 175V176H74ZM78 175V174H77ZM113 175V174H112ZM118 175V172L116 174V176ZM123 175V174H121ZM10 176H8L10 178ZM120 175H118L119 177ZM112 177V178H111ZM110 179L108 178V180H110V183L112 186V189L114 188H119V184H120V180H118L117 177H114L111 176ZM82 178V177H81ZM87 177L85 176V179ZM120 178V177H119ZM59 179V180H58ZM79 179V178H78ZM1 180V179H0ZM81 180V179H80ZM107 180V181H108ZM4 181V180H2ZM59 181V182H58ZM58 182V183H57ZM162 182V181H161ZM3 183V182H2ZM159 183V181H158ZM154 185V184H152ZM157 186V185H155ZM160 186V185H158ZM153 187V186H152ZM40 188V187H39ZM112 189H109V190H112ZM154 189V187H153ZM152 189V190H153ZM157 190V189H156ZM83 192H87L88 193V181L87 183L84 185L83 189H82ZM66 192V191H65ZM22 194V193H21ZM25 194V195H24ZM19 197V196H18ZM5 198H2L5 199ZM16 199V197L14 198ZM13 199V200H14ZM18 199V198H17ZM12 200V201H13ZM1 201V199H0ZM7 201V202H8ZM17 201V200H16ZM5 203V202H4ZM10 202H8L7 204H9ZM16 203V202H15ZM150 203V202H149ZM152 203V202H151ZM150 203V204H151ZM19 204H21L19 202ZM21 204V205H22ZM147 204V203H146ZM147 206V205H146ZM145 208H148L146 207ZM149 206V204H148ZM15 207V206H14ZM144 207V206H143ZM12 208V207H10ZM144 208V209H145ZM1 209V208H0ZM5 207L2 208V210H0V214L3 215V211H4ZM13 209V208H12ZM16 209V208H15ZM14 209V210H15ZM142 209V208H141ZM146 210V209H145ZM7 212V211H6ZM13 212V211H12ZM16 212V211H15ZM13 214V213H12ZM1 215V216H2ZM42 216V217H41ZM5 216H3L2 218L4 219ZM55 219L54 217H52V220ZM0 220H1V217H0ZM4 221V220H3ZM214 223V221H212ZM217 223V222H216ZM7 224V223H6ZM156 224V223H155ZM1 225V224H0ZM154 225V224H152ZM214 226V225H213ZM55 226H52L50 227V230H52ZM3 230V229H2ZM255 232V231H254ZM2 234V233H0ZM4 234V232H3ZM1 236V235H0ZM5 236V235H4ZM250 236L251 233H250ZM2 237V236H1ZM3 238V237H2ZM6 238V237H4ZM8 238V237H7ZM247 238V237H246ZM250 238V237H249ZM243 241H244V238H242ZM171 240V239H170ZM246 240V239H245ZM176 243L175 239L172 240ZM248 241V240H247ZM166 242V240H165ZM169 242V240L167 241ZM171 242V241H170ZM169 242V244H170ZM249 243V241H248ZM247 243V244H248ZM238 244V243H237ZM243 244V243H242ZM10 245V244H9ZM241 245V244H240ZM234 247V246H233ZM239 247H242V246H239ZM238 246H236L232 251L234 252V254H236L235 256L236 257H241L242 259L244 258H248L249 259V256H253V252L254 250H252L251 246L248 245H245L244 247L242 248H239ZM10 247H8L7 249H9ZM124 249V248H123ZM124 251V250H123ZM122 253V251H121ZM129 254V253H128ZM232 254V252H231ZM122 255V254H121ZM120 255V256H121ZM125 255V254H124ZM256 255V254H255ZM12 257H10V261L11 262H8L10 264H21V263H18L19 259H20V255L18 254H15L14 256L11 255ZM123 256V255H122ZM22 258V257H21ZM253 258V257H252ZM9 259V258H8ZM243 259V261H244ZM246 259V260H248ZM3 260V259H2ZM1 260V262H2ZM5 260V259H4ZM7 260V259H6ZM241 260V259H240ZM251 260V258L249 259ZM4 262V261H3ZM20 262V261H19ZM22 262V261H21ZM245 262V261H244ZM252 262V261H251ZM237 263V262H236ZM7 264V263H6Z\"/></svg>",
	"mask_w": 264,
	"mask_h": 264
},
{
	"label": "built area",
	"instance_id": "obj_3",
	"mask_svg": "<svg viewBox=\"0 0 264 264\" xmlns=\"http://www.w3.org/2000/svg\"><path fill=\"white\" fill-rule=\"evenodd\" d=\"M249 39L241 46L240 55L264 66V27L256 30ZM249 45H252L250 49L247 48Z\"/></svg>",
	"mask_w": 264,
	"mask_h": 264
}]
</instances>
